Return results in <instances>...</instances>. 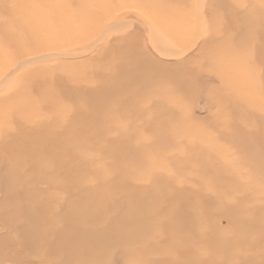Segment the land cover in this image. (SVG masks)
I'll use <instances>...</instances> for the list:
<instances>
[{
	"label": "rangeland",
	"instance_id": "rangeland-1",
	"mask_svg": "<svg viewBox=\"0 0 264 264\" xmlns=\"http://www.w3.org/2000/svg\"><path fill=\"white\" fill-rule=\"evenodd\" d=\"M262 33L264 0H0V264H264V48L250 100L222 54Z\"/></svg>",
	"mask_w": 264,
	"mask_h": 264
},
{
	"label": "bare ground",
	"instance_id": "bare-ground-1",
	"mask_svg": "<svg viewBox=\"0 0 264 264\" xmlns=\"http://www.w3.org/2000/svg\"><path fill=\"white\" fill-rule=\"evenodd\" d=\"M55 2H58L59 3V0H55ZM63 5V4H61ZM36 7L35 8V14L32 16L33 17V20H34V23L36 26H38L39 29H48L49 26H50V22H52V18H47L48 16H44V18H41V14H42V11ZM40 11V12H39ZM43 16V14H42ZM46 20V21H45ZM46 22V23H44ZM74 22V21H73ZM52 25V24H51ZM72 24H69V26H71ZM72 29V26L71 28ZM73 30V29H72ZM61 32H59V37L61 39ZM52 37V36H51ZM59 37H52L53 39H59ZM50 38V39H52ZM59 39V40H60ZM60 43V42H59ZM61 44V43H60ZM255 47V49L257 50L258 48L260 49V47L262 46L264 48V35L263 33L260 35V37H252V35H243L239 40H234V41H230L229 43L226 44V49H224L222 52V54H228L229 50L230 49H233V48H236V47H242L244 48V50H247V51H242L241 53H239L240 55H237L235 54L236 56H233V59H231L230 61V65L229 67H227V70L225 69V72H226V77H227V81L228 83H231L232 86H231V91L235 94V95H238V93H242L244 95V92H248L247 95H248V98L250 100L251 96H250V92L248 89H245L240 87V86H237V82L235 80V77L237 76L238 74V69H236L237 65H236V60L239 58L241 59V61L243 63H245L246 59L248 61V59H250V55H253L256 59L259 58V54H258V51H256V53H251L253 51H251L252 47ZM225 48V47H224ZM234 54V53H233ZM232 55V54H231ZM252 57V56H251ZM223 72V71H222ZM224 74V72H223ZM244 83V82H243ZM238 88V89H237ZM241 90V91H240ZM238 92V93H237ZM239 97V96H238ZM240 98V97H239ZM53 132H51L52 134ZM57 133L56 132V136H57ZM50 134V135H51ZM42 138V139H41ZM39 138L41 143H42V140H43V137ZM52 139L50 138V140L48 141H51ZM45 147V146H44Z\"/></svg>",
	"mask_w": 264,
	"mask_h": 264
}]
</instances>
